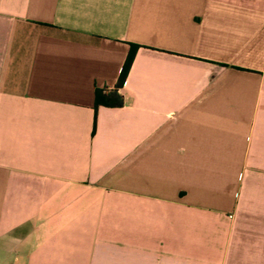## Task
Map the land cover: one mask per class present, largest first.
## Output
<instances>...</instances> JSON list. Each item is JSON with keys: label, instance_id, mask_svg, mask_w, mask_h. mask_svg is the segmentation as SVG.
<instances>
[{"label": "crops", "instance_id": "0c3cea01", "mask_svg": "<svg viewBox=\"0 0 264 264\" xmlns=\"http://www.w3.org/2000/svg\"><path fill=\"white\" fill-rule=\"evenodd\" d=\"M0 264H264V0H0Z\"/></svg>", "mask_w": 264, "mask_h": 264}, {"label": "trees", "instance_id": "16d2710c", "mask_svg": "<svg viewBox=\"0 0 264 264\" xmlns=\"http://www.w3.org/2000/svg\"><path fill=\"white\" fill-rule=\"evenodd\" d=\"M139 49V46L132 45L130 52L127 56L125 65L121 71L119 81L117 83V88H122L127 80V77L129 75V72L131 70V67L133 65V62L135 60L137 51ZM123 97L118 94L113 93H105L104 91L97 92L96 94V105H106V106H112V107H120L123 105Z\"/></svg>", "mask_w": 264, "mask_h": 264}]
</instances>
